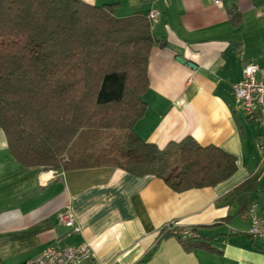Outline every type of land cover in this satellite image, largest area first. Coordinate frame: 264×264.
<instances>
[{"label":"crops","instance_id":"obj_1","mask_svg":"<svg viewBox=\"0 0 264 264\" xmlns=\"http://www.w3.org/2000/svg\"><path fill=\"white\" fill-rule=\"evenodd\" d=\"M82 1L113 4L120 17L158 12L137 137L160 149L192 137L233 155L236 169L214 185L183 191L109 165L54 172L17 161L0 129V264L83 242L103 264H264V241L248 234L251 201L264 219L257 147L264 126L247 120L231 88L247 62L264 79V0ZM65 207L80 231L68 233L59 222ZM170 221L196 229L200 239L162 237L160 227Z\"/></svg>","mask_w":264,"mask_h":264},{"label":"trees","instance_id":"obj_2","mask_svg":"<svg viewBox=\"0 0 264 264\" xmlns=\"http://www.w3.org/2000/svg\"><path fill=\"white\" fill-rule=\"evenodd\" d=\"M156 44L148 14L116 16L113 4L0 0V129L12 156L54 172L115 166L175 191L230 176L236 159L216 146L185 137L160 149L135 134Z\"/></svg>","mask_w":264,"mask_h":264},{"label":"built area","instance_id":"obj_3","mask_svg":"<svg viewBox=\"0 0 264 264\" xmlns=\"http://www.w3.org/2000/svg\"><path fill=\"white\" fill-rule=\"evenodd\" d=\"M222 0H212L214 5H220ZM264 16V10L259 12ZM151 22L157 21L158 12L151 10L148 13ZM259 66L255 62L243 65L242 77L231 86L232 93L237 100L247 120L264 126V79L258 73ZM257 147L260 153V163L264 164V135L258 138ZM248 214L251 221L248 234L254 239L264 241V219L258 213V205L251 201L248 205ZM59 222L67 228L68 233L80 231L79 225L69 207L58 213ZM169 232L180 240L198 238L200 234L192 227L183 226L176 221H170L160 227V233ZM22 264H103L94 259L90 243L83 242L75 246L52 245L46 247L38 255L24 261Z\"/></svg>","mask_w":264,"mask_h":264},{"label":"water","instance_id":"obj_4","mask_svg":"<svg viewBox=\"0 0 264 264\" xmlns=\"http://www.w3.org/2000/svg\"><path fill=\"white\" fill-rule=\"evenodd\" d=\"M178 60H181L183 62H185L184 60H182L181 58L178 57ZM190 66H194L192 63H189Z\"/></svg>","mask_w":264,"mask_h":264},{"label":"rangeland","instance_id":"obj_5","mask_svg":"<svg viewBox=\"0 0 264 264\" xmlns=\"http://www.w3.org/2000/svg\"><path fill=\"white\" fill-rule=\"evenodd\" d=\"M118 133H119L118 131L115 132V134H118ZM103 141H104V139L101 141V144H103Z\"/></svg>","mask_w":264,"mask_h":264}]
</instances>
